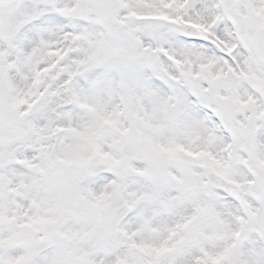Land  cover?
<instances>
[{"label": "snow or ice", "instance_id": "snow-or-ice-1", "mask_svg": "<svg viewBox=\"0 0 264 264\" xmlns=\"http://www.w3.org/2000/svg\"><path fill=\"white\" fill-rule=\"evenodd\" d=\"M0 264H264V0H0Z\"/></svg>", "mask_w": 264, "mask_h": 264}]
</instances>
